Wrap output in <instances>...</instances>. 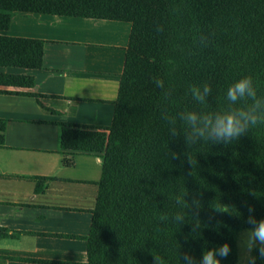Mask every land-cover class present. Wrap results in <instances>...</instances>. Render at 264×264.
<instances>
[{
    "label": "trees",
    "instance_id": "trees-1",
    "mask_svg": "<svg viewBox=\"0 0 264 264\" xmlns=\"http://www.w3.org/2000/svg\"><path fill=\"white\" fill-rule=\"evenodd\" d=\"M17 13L132 24L112 124L59 123L63 153L103 159L85 237L88 261L67 264H154L155 255L163 264H182L183 254L199 259L206 248L225 242L232 251L222 264H237L248 206H254L257 220L264 219V124L228 145H189L179 115L186 109L226 110L227 88L245 76L264 98V0H0V31L9 29ZM43 50V40L0 34V66L40 69ZM154 78L163 79L164 87ZM0 83L33 88L34 78L0 74ZM204 83L212 94L200 105L189 88ZM23 94L38 101L43 96ZM183 192L189 200L193 194L202 200L198 235L190 234L191 224L175 223V198ZM215 203L241 216L216 213ZM163 214L169 218L161 220Z\"/></svg>",
    "mask_w": 264,
    "mask_h": 264
},
{
    "label": "crops",
    "instance_id": "crops-1",
    "mask_svg": "<svg viewBox=\"0 0 264 264\" xmlns=\"http://www.w3.org/2000/svg\"><path fill=\"white\" fill-rule=\"evenodd\" d=\"M131 30L128 21L17 13L0 31L44 41L42 68L0 66L34 78L33 88L0 83V264L88 261L103 159L63 153L59 123L112 124Z\"/></svg>",
    "mask_w": 264,
    "mask_h": 264
},
{
    "label": "clouds",
    "instance_id": "clouds-1",
    "mask_svg": "<svg viewBox=\"0 0 264 264\" xmlns=\"http://www.w3.org/2000/svg\"><path fill=\"white\" fill-rule=\"evenodd\" d=\"M154 80L158 88L164 87L163 79ZM189 92L197 104L207 105L212 88L208 83L191 85ZM170 95L171 93H165L166 98ZM226 101L230 107L223 111L186 109L180 113L179 120L184 125L187 144L196 145L204 141L228 145L239 140L249 129L264 124V98L258 97L257 87L251 76H245L231 84L226 90ZM176 134L177 131L173 128V135ZM188 159L195 168L197 160H193L191 155ZM187 196L188 193L183 192L175 198L176 204L179 205V210L175 212V223L191 224L190 234L198 235L203 227L199 217V212L203 208L202 200L199 194H193L191 200L187 199ZM212 208L216 213L229 212L237 217L241 216L238 209L225 207L221 203H215ZM254 213V206L249 205L248 216L243 220L247 227L241 231L237 240L242 250V264H256L257 259L264 260V219L257 220ZM168 218V214L160 217L161 220ZM231 251L230 243L225 242L218 247L206 248L199 259L187 252L181 256V260L182 264H222V259L227 258ZM154 264H163L161 257L155 255Z\"/></svg>",
    "mask_w": 264,
    "mask_h": 264
},
{
    "label": "rangeland",
    "instance_id": "rangeland-1",
    "mask_svg": "<svg viewBox=\"0 0 264 264\" xmlns=\"http://www.w3.org/2000/svg\"><path fill=\"white\" fill-rule=\"evenodd\" d=\"M237 249H238V262H237V264H242V260H241V257H242V250H241L240 247L238 246V243H237Z\"/></svg>",
    "mask_w": 264,
    "mask_h": 264
}]
</instances>
